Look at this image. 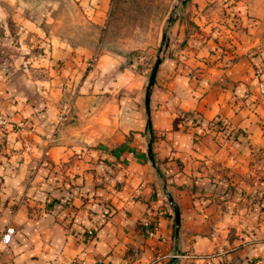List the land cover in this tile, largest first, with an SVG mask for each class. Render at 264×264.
<instances>
[{"label": "crops", "instance_id": "obj_1", "mask_svg": "<svg viewBox=\"0 0 264 264\" xmlns=\"http://www.w3.org/2000/svg\"><path fill=\"white\" fill-rule=\"evenodd\" d=\"M237 3L253 31L233 59L204 65L199 57L214 55L210 43L181 56L183 63L166 58L149 105L144 75L119 68L113 77L117 56L94 71L98 80L110 74V94L79 96L71 126L56 131L55 105L44 90L41 112L27 97L9 104L31 118V130L23 139L12 127L0 135V240L9 226L16 229L11 243L0 244V264H264V237L239 245L231 233L252 227L247 215L257 204H247L246 195L254 189L238 187L231 200L213 201L214 182L245 183L264 150V100L251 94L256 68L264 70V0ZM195 70L203 72L199 81L189 76ZM7 84L0 79V94L8 96ZM182 112L198 115L203 126H185ZM217 117L230 122L229 136L195 140Z\"/></svg>", "mask_w": 264, "mask_h": 264}, {"label": "rangeland", "instance_id": "obj_2", "mask_svg": "<svg viewBox=\"0 0 264 264\" xmlns=\"http://www.w3.org/2000/svg\"><path fill=\"white\" fill-rule=\"evenodd\" d=\"M252 24L244 19L237 0H0V79L8 82L7 87H1L8 96L0 94V115L8 123L0 129V135L4 136L9 127L21 138L30 134L31 118L9 104L27 97L34 111L41 112L43 90L55 105L56 131L73 125L79 118V96L110 94L106 90L110 82L105 84L110 74L100 78L101 82L94 76L95 69L109 56L119 59L120 67L113 71V77L119 68H128L134 76L144 75L149 82L158 58H177L180 64L187 60L181 56L209 43L215 44L214 55L200 56L204 65L228 63L238 43L244 44L241 37L249 34L248 29L253 31ZM261 40L264 54V27ZM76 48L82 50L81 57ZM202 73L195 70L189 76L199 81ZM255 74L258 80L264 70L256 68ZM47 79L49 83L40 84ZM94 81L101 86H95ZM251 94L263 100L257 92V81ZM10 111L21 114V119L15 120ZM180 117L187 127L203 126L198 115L182 112ZM80 120L89 123L87 118ZM230 132V122L217 117L195 132V140L209 133L226 137ZM73 150L75 154L88 152ZM245 178L246 182L240 184L235 180L215 181L213 188L218 194L213 201L220 202L231 200L238 187L254 189L253 194L246 195L247 204H257L247 215L252 227L231 231L241 241L236 243L239 245L264 237V229H260L264 221V150L255 154ZM227 190L231 192L228 197Z\"/></svg>", "mask_w": 264, "mask_h": 264}, {"label": "built area", "instance_id": "obj_3", "mask_svg": "<svg viewBox=\"0 0 264 264\" xmlns=\"http://www.w3.org/2000/svg\"><path fill=\"white\" fill-rule=\"evenodd\" d=\"M257 92L258 95L261 97V99L264 100V76L260 74L258 75V80H257ZM7 123H8L7 119L3 115H0V129H4ZM15 234H16V229L12 226H9L6 229V231L3 233L0 240V244L3 246L8 245L13 240ZM150 235H154V231H150Z\"/></svg>", "mask_w": 264, "mask_h": 264}, {"label": "water", "instance_id": "obj_4", "mask_svg": "<svg viewBox=\"0 0 264 264\" xmlns=\"http://www.w3.org/2000/svg\"><path fill=\"white\" fill-rule=\"evenodd\" d=\"M161 61H162L161 58H158L155 66L153 68V71L151 73V76H150V81H149V85H148V92H147V104L148 105H149V98H150V94H151V89H152V86L155 83L157 71H158L159 66L161 64ZM177 219L179 220V211H178V208H177Z\"/></svg>", "mask_w": 264, "mask_h": 264}]
</instances>
